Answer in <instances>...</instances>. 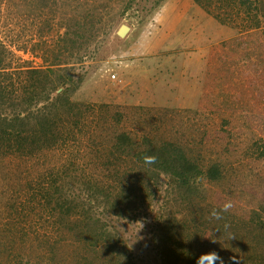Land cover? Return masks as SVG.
Segmentation results:
<instances>
[{"label": "rangeland", "instance_id": "obj_1", "mask_svg": "<svg viewBox=\"0 0 264 264\" xmlns=\"http://www.w3.org/2000/svg\"><path fill=\"white\" fill-rule=\"evenodd\" d=\"M82 2L0 0V38L15 62L41 66L43 58H52L46 45L56 46L65 20L86 9ZM110 4L117 16L107 22L102 10L101 34L75 64V73L84 74V80L72 97L94 104L86 125L40 156L0 160V188L14 195L27 191L19 205L31 218L16 222L17 235L26 238L34 230H46L37 221V211L31 210L40 196L27 189L28 180L36 182L44 169L64 160L97 174L101 169L93 157L98 150L116 149L122 156L128 151L110 143L113 129L154 140L203 138L196 158L206 162L222 157L226 162L224 176L208 184V200L215 205L231 200L234 213L264 226V19L259 0ZM123 23L130 30L119 36ZM74 52L61 57L74 61L78 50ZM27 205L31 207L25 210ZM154 210L148 221L133 225L138 233L146 230ZM5 213L4 208L1 225L11 220ZM142 242L135 247L143 256L141 263L160 264L148 247L139 248L146 239Z\"/></svg>", "mask_w": 264, "mask_h": 264}, {"label": "trees", "instance_id": "obj_2", "mask_svg": "<svg viewBox=\"0 0 264 264\" xmlns=\"http://www.w3.org/2000/svg\"><path fill=\"white\" fill-rule=\"evenodd\" d=\"M111 1L84 0L86 9L65 20L56 46L46 45L53 57L43 58L44 65L16 63L0 38V160L40 156L86 125L94 104L72 97L84 80V74L75 73V64L101 34L102 10L107 22L117 16ZM119 1L123 6L125 0ZM259 3L264 19V0ZM76 49L74 61L61 57ZM108 140L128 151L122 156L116 149L102 150L103 155L98 150L93 157L101 169L97 174L64 160L44 169L36 182L28 180L27 189L40 196L31 210L47 231L17 235L15 225L31 218L19 205L27 191L14 195L0 188L5 216L11 218L0 224V264H142L135 247L144 239L139 248L148 247L160 264H195L209 251L218 253L224 264H236L234 256L241 264H264V226L233 210L220 220L210 215L222 205L208 200V184L224 176L226 162L222 157L196 158L203 138L154 140L113 129ZM145 154L155 155L156 164L145 165ZM150 210L152 221L138 233L133 225L148 221Z\"/></svg>", "mask_w": 264, "mask_h": 264}, {"label": "clouds", "instance_id": "obj_3", "mask_svg": "<svg viewBox=\"0 0 264 264\" xmlns=\"http://www.w3.org/2000/svg\"><path fill=\"white\" fill-rule=\"evenodd\" d=\"M143 162L145 165H154L157 162V157L155 155H148L145 154L143 156ZM234 207V204L231 200H227L220 209L213 208L210 215L212 218L216 220H220L223 218V213L229 212ZM228 225H225V228H227ZM235 236H232L234 238ZM234 261H236V264H241L240 260H237V258L234 256L232 257ZM219 261V264H224L223 258L219 256L218 253L215 251H209V252H203L201 253L195 261V264H216V262Z\"/></svg>", "mask_w": 264, "mask_h": 264}, {"label": "water", "instance_id": "obj_4", "mask_svg": "<svg viewBox=\"0 0 264 264\" xmlns=\"http://www.w3.org/2000/svg\"><path fill=\"white\" fill-rule=\"evenodd\" d=\"M130 30V26L126 23H123L119 26L118 30H117V34L119 36H125V34H127V32Z\"/></svg>", "mask_w": 264, "mask_h": 264}]
</instances>
